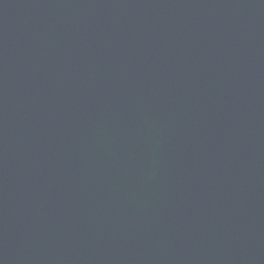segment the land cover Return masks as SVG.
I'll list each match as a JSON object with an SVG mask.
<instances>
[{
	"label": "water",
	"instance_id": "1",
	"mask_svg": "<svg viewBox=\"0 0 264 264\" xmlns=\"http://www.w3.org/2000/svg\"><path fill=\"white\" fill-rule=\"evenodd\" d=\"M0 264H264V0H0Z\"/></svg>",
	"mask_w": 264,
	"mask_h": 264
}]
</instances>
